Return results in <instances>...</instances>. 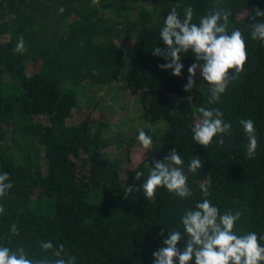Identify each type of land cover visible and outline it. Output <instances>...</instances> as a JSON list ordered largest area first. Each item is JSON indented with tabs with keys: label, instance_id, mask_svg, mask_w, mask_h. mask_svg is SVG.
I'll list each match as a JSON object with an SVG mask.
<instances>
[{
	"label": "trees",
	"instance_id": "obj_1",
	"mask_svg": "<svg viewBox=\"0 0 264 264\" xmlns=\"http://www.w3.org/2000/svg\"><path fill=\"white\" fill-rule=\"evenodd\" d=\"M174 7L181 18L192 7V23L213 9L229 11V33L243 34L247 60L219 102L208 103L210 85L199 70L196 86L183 90L187 69L196 62L191 52L181 53L179 77L162 70L166 61L152 54L165 48L159 32ZM254 8L264 11V0H0V173H8L13 184L0 197V246L51 259L40 247L51 241L54 250L63 245L62 257L74 256L76 264H153V252L169 231H181L177 247L183 249L181 217L203 199L221 215L240 212L234 233L254 232L264 246V41L250 36ZM21 36L26 50L15 53ZM37 64L41 69L29 76ZM120 83L143 106L139 126H131L132 117L118 125L98 118L101 104L93 98L86 107L80 104L88 91L114 90ZM200 107L218 108L231 124L206 148L192 139ZM75 112L81 122L73 125ZM247 118L258 140L253 158L246 155L239 124ZM139 130L153 137L156 157L134 165L132 152L142 147ZM172 148L185 171L194 156L202 160L203 167L188 174L192 195L181 199L160 187L154 200L135 189L125 196L146 180L152 161H162ZM136 172L143 173L140 180ZM209 173L210 195L204 197L200 185ZM12 224L18 235L11 234Z\"/></svg>",
	"mask_w": 264,
	"mask_h": 264
},
{
	"label": "clouds",
	"instance_id": "obj_2",
	"mask_svg": "<svg viewBox=\"0 0 264 264\" xmlns=\"http://www.w3.org/2000/svg\"><path fill=\"white\" fill-rule=\"evenodd\" d=\"M253 12V22L248 25L250 36L253 40L264 41V20H257L258 17L264 18V11L254 8ZM230 15L229 11L213 9L209 14L201 16L199 23H192V7L185 9L183 18L174 7L166 16L159 32L165 48L155 47L152 51L153 55L166 61L159 67L162 70H171L172 75L177 77L181 76L184 67L181 53L191 52L196 62L187 69L189 75L183 90L189 93L192 91L196 86L195 77L199 70L203 81L210 85L209 104L219 102L230 79L243 71L247 60L242 32L239 29L230 33L228 31ZM25 50L21 36L13 52L22 53ZM230 69L234 71L230 72ZM198 113L199 117L191 128L192 139L196 144L206 148L215 136L229 132L231 124L224 122L223 113L218 108L200 107ZM239 124L248 141L246 155L253 158L258 147L254 121L250 118L241 119ZM137 140L148 152L153 150V137L143 130H139ZM218 143L222 144L223 139ZM184 163L176 148H172L162 161H152L153 166H149L146 180L139 188L130 186L125 196L135 189L138 192L142 190L147 200H154L156 190L164 187L181 199L190 197L192 192L187 183L188 174L196 173L203 167V163L199 156H194L188 162L187 171ZM142 175V172H136V179L140 180ZM9 181L8 173H0V197L7 195L13 187ZM209 183L210 173L200 185L204 197L210 195ZM4 211V207L0 206V213ZM240 216L238 211L235 214L229 211L221 215L219 209L208 199L197 202L194 209L187 210L181 217L184 233L187 235L183 249L177 245L184 240V236L181 231L173 229L162 241L164 246L153 252V264H176L177 261L178 264H190L193 260L194 264H260L264 261V246L258 242L257 234L250 232L238 236L233 231ZM11 234H19L16 224H12ZM163 234L164 229H161L160 235ZM259 239L264 240V237ZM40 247L43 252H51L52 258H29V254L22 247L12 250L7 246H0V264H76L74 256L62 257L63 245L54 250L52 242L48 241L41 242Z\"/></svg>",
	"mask_w": 264,
	"mask_h": 264
},
{
	"label": "rangeland",
	"instance_id": "obj_3",
	"mask_svg": "<svg viewBox=\"0 0 264 264\" xmlns=\"http://www.w3.org/2000/svg\"><path fill=\"white\" fill-rule=\"evenodd\" d=\"M76 20V17L71 18L72 22ZM41 67L42 64H37V67L31 69L28 72V75L32 76L34 73H37L41 69ZM99 90L100 89L97 88L95 90L88 91L87 97H80L81 106L86 107L88 104V100L93 98L101 104L95 111L98 118L104 117L107 121H110L111 124L118 125L120 121H126L129 117H132L133 119H135V121L131 124V126H139V124L141 123L140 117L143 113V106L138 103V97L136 95L134 96L129 89L124 88L121 83L117 84L114 87V90L104 89L101 90V92H98ZM111 109H114V111H111ZM106 112L108 113L107 116H105ZM80 122L81 118H79V116L75 112L74 119L71 120V124L75 125L79 124ZM127 128H130V126H128ZM155 151L156 147L153 148V150L150 152H148V150H145L143 147H136L132 152V160L134 165L141 164L147 158L156 157ZM110 152L116 157L119 155V151L116 147L111 148ZM127 168L128 165L127 163H125L122 171L123 178H127Z\"/></svg>",
	"mask_w": 264,
	"mask_h": 264
}]
</instances>
